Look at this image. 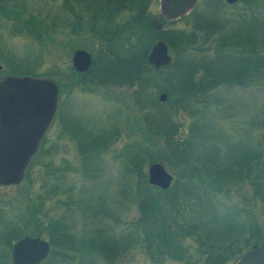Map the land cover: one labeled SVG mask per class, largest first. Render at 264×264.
<instances>
[{"label": "rangeland", "instance_id": "rangeland-1", "mask_svg": "<svg viewBox=\"0 0 264 264\" xmlns=\"http://www.w3.org/2000/svg\"><path fill=\"white\" fill-rule=\"evenodd\" d=\"M171 29L186 30L184 48ZM159 41L172 60L157 67L149 53ZM190 44L203 50L199 61ZM144 48L151 80L114 82ZM78 49L92 56L86 71L73 64ZM190 61L205 74L195 91ZM0 65V77H49L60 89L23 180L0 183V264H13V245L28 234L67 244L50 242L40 264H236L259 245L243 206L264 238V0H201L174 20L161 0H0ZM176 156L193 163L194 179ZM155 162L173 181L155 190L154 205L146 183ZM165 240L172 250L159 247Z\"/></svg>", "mask_w": 264, "mask_h": 264}, {"label": "water", "instance_id": "water-1", "mask_svg": "<svg viewBox=\"0 0 264 264\" xmlns=\"http://www.w3.org/2000/svg\"><path fill=\"white\" fill-rule=\"evenodd\" d=\"M199 1L161 0V11L166 19L174 20L188 14ZM226 1L234 3L237 0ZM152 26L161 30L164 23L153 19ZM149 60L157 67L169 64L172 56L167 43L157 42L149 53ZM73 64L78 71H86L92 64V56L87 50L78 49L74 52ZM59 92L58 84L49 77H0V183H20L23 180L25 170L56 114ZM166 98V93L159 96L162 102ZM172 181L173 174L164 164H151L150 184L168 189ZM50 248V242L45 238L26 235L13 245V263L40 264ZM236 264H264V247L255 244Z\"/></svg>", "mask_w": 264, "mask_h": 264}, {"label": "trees", "instance_id": "trees-1", "mask_svg": "<svg viewBox=\"0 0 264 264\" xmlns=\"http://www.w3.org/2000/svg\"><path fill=\"white\" fill-rule=\"evenodd\" d=\"M122 1V0H121ZM118 3H119V1H116L115 2V4L116 5H118ZM255 3V2H254ZM252 4L253 3H250L249 5H247L246 6V9H253V6H252ZM121 7H118V9H117V12H121L122 10H123V6L122 5H120ZM226 9L227 8H225V7H219V13H222V11H223V13H226ZM2 15V14H1ZM223 15H227V14H223ZM3 16V15H2ZM169 22V21H168ZM151 29V28H150ZM152 30V29H151ZM148 33V31H147V29L146 30H144L143 32H142V35H141V39H144L145 37H147L146 35H148L147 34ZM165 33L166 34H170V35H173V34H175L176 35V37L179 39V43H181V44H178V45H176L178 48L179 47H185V39H183L184 37H183V35H185V33H186V30H181V29H175V30H173V29H171V30H166L165 31ZM238 33V32H237ZM149 49V48H148ZM148 49H147V51H148ZM187 50H192V52H193V61H195V59H201L202 57H203V55L204 54H202L203 52H200V51H203V50H196V48H195V46L193 45V44H190L187 48H186ZM185 49V50H186ZM190 50V51H191ZM219 50H221L222 51V46H219ZM218 50V51H219ZM142 51V50H141ZM147 51H146V48H144L143 49V52H145L144 53V55L142 54H137V55H134V56H130L129 58V60H128V63L130 64V65H134V66H123V69H122V71L121 72H119V75H118V73H115V78H114V82H117V83H123L124 85L126 84H130V85H132L133 83H138V82H142V80H145V81H149V80H151V76H150V74L148 73V72H146L145 71V66H146V64H145V62H148L149 63V61H148V54H147ZM194 51H196V52H194ZM194 53H199V54H201V55H197V54H194ZM197 57V58H196ZM144 58V59H143ZM255 60H258V56H255ZM127 59H128V57H127ZM191 60V59H190ZM243 62H245L243 59H241ZM199 61V60H198ZM185 62V61H184ZM252 62H254V60L252 61ZM255 63V68L257 67V68H259V66H256L257 65V63L258 62H254ZM192 64V62L190 61V62H188V66H190V67H193L192 68V73H191V76H190V80H192V82H193V90L195 91L196 89H197V86L198 85H200L201 84V79L199 78V74H203V75H205L203 72H201V69L199 68V66L198 65H191ZM130 67H133L132 69H130ZM235 82H237V84H240V85H242L243 83H244V81H235ZM245 85V84H244ZM246 88H248V87H250V86H245ZM260 87H262L263 88V90H264V84L263 85H261V86H259V88ZM121 102V101H120ZM160 103V102H159ZM123 105H122V107H121V109H122V113L124 114V115H126L125 114V110H126V107H127V103H122ZM173 108V107H172ZM170 110V109H169ZM124 111V112H123ZM173 125V124H172ZM165 126H167V125H165ZM169 126H171V125H169ZM257 142H258V140H257ZM257 149H258V151H260V153H263L264 154V141H263V137H260L259 136V143H257ZM99 151H98V155L101 157V154H102V151H101V149H98ZM147 151V150H146ZM100 153V154H99ZM142 153V152H141ZM144 157V156H143ZM181 163V165L184 167V170H185V172H189V173H192V174H186L187 176V179H191L192 177H193V179H194V177L195 176H197V174H196V171H195V168L193 167V163L191 162V161H189L188 159H184L183 157H179V156H176L175 157V163ZM135 169V168H134ZM201 181H203L202 182V187H204V188H206V189H204V191L206 192V193H208V194H210L213 190H211V189H209L210 188V186L208 185V183L206 182L207 180H205V179H202ZM146 186H147V189H148V195H150V199H152V200H154L153 202H154V205L155 204H157L158 203V199H155L156 197L155 196H157L158 194H157V191H155L157 188H159V190L160 191H167L168 189H162V188H160V187H156V186H153V185H151V184H147L146 183ZM208 189V190H207ZM163 192L161 193V194H163ZM155 193V194H154ZM173 201H179L178 200V197L177 196H175V200L173 199ZM153 205V206H154ZM158 210H159V206H158V208H157ZM234 209H237V208H234ZM238 211L237 212H242V213H244V215L246 216V218H247V220L249 221V232H250V237H251V239H252V241H255L254 243H258L260 246H263L264 247V238L262 239V238H259V234H258V221H257V218H256V216L252 213V210L250 209V208H248V207H246V206H243L242 208H240V209H237ZM14 221V220H13ZM15 222V221H14ZM19 232H20V230H19ZM23 237V236H22ZM15 239H17V238H15ZM15 239H11L10 240V244L13 242V240H15ZM260 239V240H259ZM58 239L57 238H51V244H54V243H58V242H62V244L63 245H67L66 243H65V240L64 239H62L61 237H60V240L59 241H57ZM164 244L163 245H160L159 244V247L160 248H162V249H164L163 251H166V250H172V242L170 241V240H168V241H166L165 240V242H163ZM230 246L232 247V248H234V246H235V244L234 243H231L230 244ZM69 247H72V248H74V249H78L79 247H77V246H75L74 244H69ZM166 248H169V249H166ZM210 251H212V253H216V251H220V248H218V247H215V246H213V248L210 250ZM232 251H234V249H232ZM84 254V253H83ZM176 254V253H175ZM177 256V255H176ZM217 256V255H216ZM216 256H212V260L214 261V259H215V257ZM83 260V257L81 256V261ZM84 261H85V258H84ZM83 262V261H82Z\"/></svg>", "mask_w": 264, "mask_h": 264}]
</instances>
